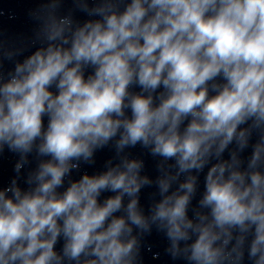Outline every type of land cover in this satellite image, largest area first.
<instances>
[{
    "label": "clouds",
    "instance_id": "clouds-1",
    "mask_svg": "<svg viewBox=\"0 0 264 264\" xmlns=\"http://www.w3.org/2000/svg\"><path fill=\"white\" fill-rule=\"evenodd\" d=\"M63 5L0 39V264H144L154 230L173 261L264 264V0Z\"/></svg>",
    "mask_w": 264,
    "mask_h": 264
}]
</instances>
